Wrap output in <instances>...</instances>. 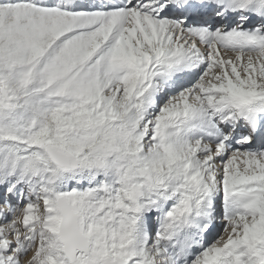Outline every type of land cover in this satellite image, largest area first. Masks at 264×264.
I'll return each instance as SVG.
<instances>
[{
    "label": "snow or ice",
    "instance_id": "1",
    "mask_svg": "<svg viewBox=\"0 0 264 264\" xmlns=\"http://www.w3.org/2000/svg\"><path fill=\"white\" fill-rule=\"evenodd\" d=\"M0 264H264V0H0Z\"/></svg>",
    "mask_w": 264,
    "mask_h": 264
}]
</instances>
